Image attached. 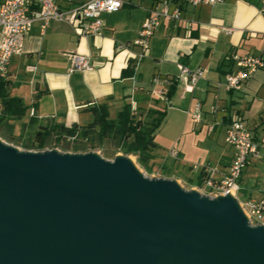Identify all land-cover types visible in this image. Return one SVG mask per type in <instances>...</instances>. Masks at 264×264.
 <instances>
[{
	"label": "crops",
	"instance_id": "0c3cea01",
	"mask_svg": "<svg viewBox=\"0 0 264 264\" xmlns=\"http://www.w3.org/2000/svg\"><path fill=\"white\" fill-rule=\"evenodd\" d=\"M85 1L56 0V6L67 10ZM121 1L118 10L102 13L104 24L98 35H85L84 22L50 21L45 27L39 19L33 22L21 53L12 56L0 75V137L6 140L18 130L35 131L39 125L86 124L92 120L89 108L101 104L107 105L111 117L125 104L142 113L156 108L165 113L157 129L170 120L178 130L177 147L168 156L172 161L164 160L174 168L180 157L198 161L188 166L189 170L197 166L194 175L179 166L181 170L175 171L194 178L208 165L213 167L211 178L220 181L233 157L225 131L238 116L257 143L258 156L242 169L236 196L240 201L260 198L264 193V67L256 69L239 89H227L225 75L235 68L229 59L232 53L264 57V0H222L197 6L190 0H173L169 9L179 5L181 19L162 18L141 58L134 41L153 3ZM74 53L86 55L90 68L70 71ZM178 63L203 68L202 78L194 86L178 79ZM154 77L158 81L152 83ZM154 88L162 89L166 97H158ZM17 98L24 106L20 116L14 112ZM196 103L201 105L199 122L190 114ZM191 148L198 157L189 158ZM153 154L152 160L163 161ZM249 177L255 178V189L245 187Z\"/></svg>",
	"mask_w": 264,
	"mask_h": 264
},
{
	"label": "water",
	"instance_id": "95a60500",
	"mask_svg": "<svg viewBox=\"0 0 264 264\" xmlns=\"http://www.w3.org/2000/svg\"><path fill=\"white\" fill-rule=\"evenodd\" d=\"M0 264H264L238 199L147 177L128 155L0 138Z\"/></svg>",
	"mask_w": 264,
	"mask_h": 264
},
{
	"label": "built area",
	"instance_id": "2783aa9c",
	"mask_svg": "<svg viewBox=\"0 0 264 264\" xmlns=\"http://www.w3.org/2000/svg\"><path fill=\"white\" fill-rule=\"evenodd\" d=\"M220 1L222 0H190L189 2L197 6ZM170 4H173V0H159L147 9V15L142 21L138 37L134 41V44L140 48L139 58L143 57L148 50L150 37L160 25L162 18L181 19L180 6L174 5L170 11ZM121 6V0H86L74 8L62 10L56 6V0H0V75L5 71L12 56L21 53L24 38L36 19L42 21L43 27L50 21L65 22L69 25L84 22L83 33L85 35H98L104 24L101 18L102 13L114 12ZM230 30V28H225L227 32ZM229 59L235 68L225 75L227 89H239L256 69L264 67V57L262 56L232 53L229 55ZM29 68L34 69L33 66H29ZM89 68L90 61L86 55L78 53L70 55V71H84ZM178 69V79L191 86H194L204 74L203 68L191 69L183 63H178ZM157 81L158 79L154 77L152 83ZM152 91L160 98L166 97L165 92L160 88H154ZM190 114L195 122L200 121V103L195 104ZM2 115L0 106V119ZM224 140L233 148V157L226 176L220 181H214L210 176L213 167L204 165L202 170L205 173V180L202 186L196 188L199 191H208L211 196L229 192L237 198V180L250 158L258 156V146L246 122L238 116L229 121ZM172 155L175 153L172 152ZM238 202L250 224L264 225V193L258 199L246 201L238 199Z\"/></svg>",
	"mask_w": 264,
	"mask_h": 264
},
{
	"label": "trees",
	"instance_id": "16d2710c",
	"mask_svg": "<svg viewBox=\"0 0 264 264\" xmlns=\"http://www.w3.org/2000/svg\"><path fill=\"white\" fill-rule=\"evenodd\" d=\"M151 1L156 3L158 0ZM132 70L133 65H130L128 71ZM172 90L173 88L170 89V93ZM14 102L17 105L15 115L20 116L24 106L18 98L14 99ZM89 110L92 113V120L86 124L39 125L24 146L27 149H44L51 144L50 140L53 138L55 144L61 146L63 150L87 152L95 150L107 141L113 147L112 154L121 152L125 155H134L141 167L151 170L152 163L149 164V161L153 159V151L157 146L153 140L154 133L164 118V111L148 108L143 113L136 112L131 110L129 104H125L114 117H111L107 105L104 104L90 107ZM15 138L11 136L7 140L12 141ZM187 180L190 186L199 187L205 180V173L201 170L194 178Z\"/></svg>",
	"mask_w": 264,
	"mask_h": 264
},
{
	"label": "rangeland",
	"instance_id": "374dc122",
	"mask_svg": "<svg viewBox=\"0 0 264 264\" xmlns=\"http://www.w3.org/2000/svg\"><path fill=\"white\" fill-rule=\"evenodd\" d=\"M18 126V125H17ZM34 129H23V130H18L17 134L15 135V139L12 141H9L5 139H3L4 141H6L8 144H11L13 146H15L17 149L19 150H31V151H39L42 152L44 150H56L57 152H61V153H71L72 151L70 150H63L61 149V146H58L55 144V140L52 138L50 140L51 144L48 145L46 148L44 149H40V150H34V149H27L24 146V143H28V139L31 137V135L33 134ZM178 132V130H175V124L172 123L170 120L168 122H165L163 126H161L159 129H156L155 133H154V138L153 140L155 141V143L157 144L156 148L154 149L155 154L157 155L158 158H162L163 161H155V160H150L149 164H151V170L148 171L147 169L141 167L137 162H136V157L134 155L129 154V158L131 159V161L134 163V165L136 166V168L143 173L144 175H146L147 177H156V178H170V179H175L183 188L185 189H196V186H190V184L188 183L187 177L185 176L183 173L175 171L177 170H181L179 167H181L186 173H189L190 175H194L195 172L197 170H194V168L191 170H189L188 166L192 165V163H196L198 161H189L191 159H188V161L184 159H182L181 157L179 158V160H175V168L173 166V164L169 161H172V159H168L169 157V151L172 147H177V145H175L174 143V138L176 136V133ZM2 138V137H1ZM112 149L113 147L111 146V144L109 142H104L102 146L97 147L95 150H91L96 152L98 155L102 156L105 159L108 160H113L115 155H125L121 152H117L115 154H112ZM193 148L189 149L188 151V155L189 158H196L198 157L199 153L196 152H192ZM164 159H168L169 161H166ZM171 163V165H170ZM253 165V164H251ZM179 166V167H178ZM253 168V166H250L247 169V173H250V170ZM249 180V181H248ZM247 180V183L245 184V187L247 189H255L256 188V180L254 177H249ZM199 191V190H198ZM201 193L204 192V194H208L209 192L204 190V191H200Z\"/></svg>",
	"mask_w": 264,
	"mask_h": 264
}]
</instances>
